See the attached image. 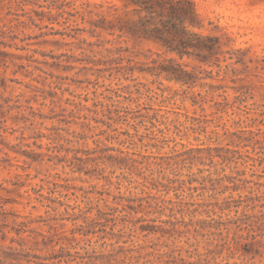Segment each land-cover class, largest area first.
Masks as SVG:
<instances>
[{
  "label": "rangeland",
  "instance_id": "obj_1",
  "mask_svg": "<svg viewBox=\"0 0 264 264\" xmlns=\"http://www.w3.org/2000/svg\"><path fill=\"white\" fill-rule=\"evenodd\" d=\"M86 1L0 0V264H258L264 59L170 80Z\"/></svg>",
  "mask_w": 264,
  "mask_h": 264
},
{
  "label": "trees",
  "instance_id": "obj_2",
  "mask_svg": "<svg viewBox=\"0 0 264 264\" xmlns=\"http://www.w3.org/2000/svg\"><path fill=\"white\" fill-rule=\"evenodd\" d=\"M47 7L48 11L37 14L41 15V19L47 16L50 22L58 21L52 10L55 7L61 9L63 6ZM80 7L84 9L82 16L85 14L97 16L88 20L93 26L90 30L93 34L99 30L97 35L107 33L155 44L159 50L156 53L163 60L159 65V72L165 73L170 80L189 82L193 79L196 66L189 71L185 68L189 64L179 61L186 56L208 65L218 66L221 65V61L233 58L232 55L226 56V53L231 52L224 50L226 42L218 38V35L205 32L203 28H195L193 31L204 32V36L190 33L185 29L186 20L193 24L198 23L193 15L191 0H102L97 3L86 1ZM68 13L75 15L72 12ZM68 21L69 18L64 23ZM70 35L77 37V34ZM170 54L176 56L169 57ZM238 62H244L243 58H237L235 63Z\"/></svg>",
  "mask_w": 264,
  "mask_h": 264
},
{
  "label": "clouds",
  "instance_id": "obj_3",
  "mask_svg": "<svg viewBox=\"0 0 264 264\" xmlns=\"http://www.w3.org/2000/svg\"><path fill=\"white\" fill-rule=\"evenodd\" d=\"M193 15L198 21L184 22L190 33L195 28L214 29L218 38L226 39L234 50L264 59V0H191ZM240 264H246L241 260ZM264 264V256L258 261Z\"/></svg>",
  "mask_w": 264,
  "mask_h": 264
}]
</instances>
